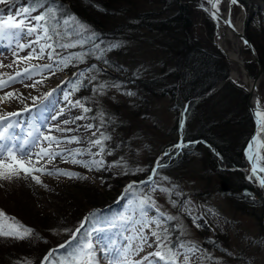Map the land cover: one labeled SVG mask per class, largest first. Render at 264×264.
Segmentation results:
<instances>
[{"label": "rangeland", "instance_id": "rangeland-1", "mask_svg": "<svg viewBox=\"0 0 264 264\" xmlns=\"http://www.w3.org/2000/svg\"><path fill=\"white\" fill-rule=\"evenodd\" d=\"M239 1L246 8L245 31L253 35L256 29L263 28L264 0ZM192 2L203 5L204 8L197 10L195 28L190 33L191 38L200 39L206 50L218 53L217 51H221L218 44L220 36L216 24L215 29L212 28L211 21L208 19L207 14H210L209 3H206L205 0H192ZM19 3L17 1L14 7L6 9V13L7 11H11L15 18L16 10L26 7V5H19ZM49 6V3H45L44 8H38L31 15H39ZM125 7L127 9L125 11H116L118 12L115 18L117 24L125 20L128 22L127 24H130L133 19V12L137 14L159 12V17L164 19L170 18L175 13L177 5L172 0H163V2L161 0H129V3ZM128 8H132V11L129 12ZM6 13L3 15L6 16ZM233 14L235 17L239 15V7L237 5H233ZM34 23V21L29 22L25 20L23 27H30ZM113 24L115 23L113 22ZM87 25L90 26L91 30L100 35L91 25ZM128 32L136 37H129ZM128 32L119 37L120 39L116 36L117 34H113V38L108 37L103 39L106 42L118 41L123 44V47L106 53V58L111 61L114 68L102 66L98 62H91L93 59L92 55L84 58L83 63H87L86 67H91L95 64L98 68L103 69L99 73H86V77L96 75L97 81L93 83L107 82L109 85V87L104 89L103 94H97L92 91V84H88L87 80L84 81L87 86L80 87L79 89L85 93L84 98H90L85 105L91 109L87 113H83L79 107L67 106V101L63 99L62 92L53 91L58 86L62 89L67 86L68 88H72L71 81L68 78L70 76L74 77V73H79L84 69V67H78L83 63L72 61L67 67L61 64L59 68L53 70L54 74L53 71L40 70L41 65L52 64L55 60L59 59V56L54 55L52 59H49L47 49L43 56L39 55V47L40 44L45 43L44 40H41L40 44H32V47H35L37 51L29 56L31 48L27 47V45L35 41V34L32 36L22 35L20 39L14 42L9 37L7 41L12 44V47L2 49L3 51L0 50V65H2L0 66V74H2L0 75V80L7 81L9 77L15 76L17 72L23 73L25 69L31 70L33 66L37 69L30 78H17L15 83H11L7 87L0 89V97H5L6 93L11 92L14 93L15 97H20L23 101L21 103L13 97L0 100V115H6L9 112H20L21 116L18 119L22 120L24 125H26L24 131L34 130L32 120L35 117L36 108L41 103V100L45 102L49 112L53 109L57 111L63 109V115L59 117L61 120L81 115L84 116V119L76 120L75 123H70L66 126L61 125V127L77 129V131L72 133L56 131L53 125L57 124L58 121L49 122L47 129L42 128L41 125L45 121L41 117L35 127L41 128L42 136L51 135L63 139L65 136L79 135L80 139L78 143L62 142L58 146L53 143L50 149L48 148V142L41 139L40 144L34 150L35 152L40 153L42 148L54 152L64 149H79L85 154L76 158L89 160L90 156L87 154V150L90 148L92 153L98 151V147H93L88 143L90 139L96 138L92 136V132L97 131V128H99L97 136H99L100 132L111 136L110 140L104 142L106 146V150L103 153L104 167L98 170L95 167H85L82 164L73 163L71 157L67 154H65L63 159L60 156H56L50 161L48 157H43L39 161L36 160V157H33V163L28 164L29 157H22L17 153V158L24 162L26 167L39 168L43 166L45 169L52 171L53 174L49 175L47 171L34 172L33 175L38 177L41 183H37L31 176L26 177L23 172H21L19 177L13 176L7 180L0 179V209L4 208V213L8 217L13 216L19 209L18 205H21L27 209L26 212L30 217L35 216L39 220L50 217L51 225L49 227L53 228L55 239L52 246H56L58 242L60 244L63 239L65 240L73 232L65 231L66 229L75 230L80 227L81 221L86 217H83L86 209L92 208L89 213L97 210L101 215L109 218L121 213L128 214L126 207H130V205H128L127 201L131 199L134 203L135 198L130 193L127 198L121 199L122 194L125 192V186L131 181L145 180L151 174V168L157 158L161 157L166 149L176 145L181 140V132L177 127L186 105L189 106L188 112L185 115L186 120L182 133L185 144H189L188 137L194 136L193 134L199 129L201 131L204 130L203 126L200 128L198 125L200 119H196L194 123L190 124L189 111H195L187 101L179 97L173 99L159 95H148V92L127 84L129 76L151 78L154 74L162 75L166 70L170 71L175 68L174 62H176V55L172 51L171 46L168 47V44H166V46H163V49L160 48L158 32L147 29H132ZM61 33L62 39L59 42L69 43L75 42L77 39L75 34L69 40L63 36V30ZM49 34L51 35V33ZM54 40H56L55 37ZM0 42L2 43L4 40ZM17 44L25 45L26 47L21 49L16 46ZM101 46L103 47V45ZM54 47L60 56H66L69 53L84 51L89 45H85L84 48L75 47L64 50H61L55 44ZM224 58L228 72L225 79L220 81L223 82L225 80V83L219 89L216 88L219 84L217 83L209 93L203 96L204 99H200L205 102L204 106L209 107L208 103L212 100L210 97L215 95L221 88H224L227 82L234 80L233 82L241 88L240 94L234 96L236 100L232 101V106L236 108V112H234L232 117V124L225 126L221 134L216 133V136H214L211 135L213 132L210 133L214 139L221 136L220 143L222 148H220L222 150L228 149V152L232 151L234 155L237 154L235 155L237 159H234V161L229 159L227 157L228 152L222 158L217 157L218 159H215V156L212 159L211 155L216 154L212 153L205 145L206 142L204 141L206 140L189 144L188 147H184L173 159L164 157L162 163H167L168 166L157 170L156 182L169 188L172 187V184L177 185L176 191H179L183 195L181 197L174 195L173 199L177 200L178 207L182 200L190 199L191 204L189 207L193 209V215L203 214V219L197 221L200 225L199 227L193 223V220L186 212H180L178 211V207L174 208L171 205L166 193L157 190L152 193V197L161 211L180 217L179 223L183 225L185 233L183 239L185 241L198 243L202 250H206L207 253L222 261V264H264V197L257 178L254 176L253 179H248L249 176L253 175L249 166V150H247V145L254 131V119L252 122L250 120L249 126H244L243 122L240 125L238 122L241 119L245 120L248 113V92L245 86H242L244 85L243 83L241 86L238 84L239 81L237 79L227 80L231 75L232 66L225 55ZM243 58L246 68L251 73V76L254 77L258 69L247 48H243ZM75 66L78 69L72 72L71 75L64 72L65 68ZM209 71L210 74H214V70ZM212 74L209 77H213L214 75ZM172 80L174 81V78L167 77L164 83L165 81L172 83ZM66 81L69 83L66 85L62 83ZM33 83L36 84L35 87H31ZM117 83L121 87H111L112 84ZM259 91L264 101V82L261 83ZM65 92L69 91L66 90ZM126 92H132L134 95H126ZM47 93H51V95H46ZM241 95H245L244 100ZM33 97L37 99L34 101ZM69 99L75 101L70 97ZM31 104H33L31 108L33 110L32 117L29 116L28 112L20 110ZM204 106L199 107L200 111L204 109ZM208 107L205 109L208 110ZM102 114L105 123L104 127H99ZM206 120L209 121L208 124L212 125V119L206 117ZM87 124H93L96 127L86 130L84 126ZM213 126L215 125L213 124ZM20 135H23V132H20ZM262 139H264V132L259 135L255 142L256 160L261 168L264 167V147L260 143ZM109 150H111L110 155L108 154ZM238 152H241L240 156ZM96 158L99 159V157ZM121 158L123 159L120 166L109 167L114 162L121 161ZM219 163H222L226 168L229 166L228 168L231 171L225 170L224 173L219 174L214 169L215 166L218 167ZM123 164L128 166L129 174L127 175L123 174L125 171ZM233 164L238 165L230 167ZM137 167L145 170L133 175L132 170ZM56 169L79 173V176L68 177L60 175L56 173ZM160 177H168L169 181H161ZM109 178L113 182L112 186L116 184L115 179L117 181L120 180L118 191L108 193L109 189L103 187ZM225 181L230 186L231 192L229 193L224 192V189L227 187ZM245 188L255 194L254 201H252L255 204L253 207L246 208L244 206V208H241L244 205V197L247 196H244L242 193ZM148 191V188H143V193H148ZM76 194L79 195L78 198L75 196ZM106 195L110 202H106ZM204 209L213 210L215 215L204 211ZM8 210L13 214L9 213ZM151 215H154V213L150 211L149 216ZM89 227L90 225L85 224L81 232ZM124 228V225H119L116 230L107 233V235L115 238L118 242H122L123 237L120 233L129 235V233L124 231ZM169 231V242H173L179 237V232L173 231L171 226L169 227ZM77 237H79L78 233ZM151 239L149 242H151ZM68 240H72V237ZM213 240L217 242L215 246L210 243ZM47 246V248L45 247V255L50 247H52L50 244ZM222 249H227L232 255L226 254ZM156 250L155 246L152 248L145 246L143 252H140L139 255L129 256V260H139L149 252ZM64 253L65 250L61 249L57 255L63 259ZM96 255L98 264H109V260L104 259L99 253ZM41 259L42 256L38 260V263ZM180 259L182 260L183 257H180ZM3 260L0 258V264H15V262L25 264L16 258L9 260L7 258L6 262ZM64 264H68V262L65 260ZM190 264H201V262L195 258H191ZM203 264H211V262L205 260Z\"/></svg>", "mask_w": 264, "mask_h": 264}, {"label": "snow or ice", "instance_id": "snow-or-ice-1", "mask_svg": "<svg viewBox=\"0 0 264 264\" xmlns=\"http://www.w3.org/2000/svg\"><path fill=\"white\" fill-rule=\"evenodd\" d=\"M206 3H211L215 9L212 12V15L215 17L218 15V9L216 4L219 3V0H205ZM49 3V0H31L29 7H24L18 9L15 12V18L11 11H7L6 16L0 15V41L7 40L11 37L12 41H16L21 38V36H32L35 34V41L30 42L27 47L31 48V52L35 53L37 49L32 47V44H40L41 40H44V44H40L39 55L43 56L47 49V55L49 59H52L54 55L59 56L58 60H55L52 64H45L40 66V70L53 71L62 64L64 67H67L72 61L78 63H83L84 58L88 55L94 56L95 59L102 60L105 64H111L110 61L106 58V53L113 49L123 47L122 42H106L102 37L91 30L83 21H80L74 14L68 12L64 9L63 5L58 4V0H51V4H55L56 7L49 6L44 9L41 14L32 16L31 13L36 11L38 8H44V4ZM231 4L238 3V0H230ZM0 5H4L6 9L14 7L15 0H0ZM4 9H0V12H4ZM48 19L53 21V25L50 28L48 26ZM25 20L29 22L34 21L30 27H23ZM226 23L229 26L234 27L231 24V20H227ZM57 25H63V36L71 40L73 34L77 37L75 42L62 43L59 42L62 39L61 32L57 30ZM51 32V35L49 34ZM54 37L56 40H54ZM51 42V43H49ZM247 44V41H245ZM54 44L57 45L61 50L67 48L80 47L84 48L85 45H89L84 51L69 53L66 56H60L56 52ZM103 45V47L101 46ZM17 47L23 49L25 45H16ZM8 47L11 48L12 44L9 43ZM27 59V57H25ZM2 66V65H0ZM37 71L36 67L33 66L31 70L25 69L23 73L17 72L15 76L9 77L7 81L0 80V89L7 87L11 83H15L17 78H30L33 72ZM103 71L93 64L91 67L82 70L79 73H74L76 79L71 81L72 91H78L80 87L87 86L84 81L87 80L88 84H92V91L97 94H103L104 89L109 87L107 82H97V76H87L86 73L96 72L99 73ZM54 74V71H53ZM2 75V74H0ZM65 85L69 82H62ZM28 86V85H26ZM36 84L33 83L31 87H35ZM111 87H121L120 84H112ZM53 91L62 92L63 99L67 101V106L70 107H79L82 109L83 113L91 111L90 108L86 107L85 104L90 98H83L84 103L80 100L72 101L69 99V92L63 91V89L58 86L57 89ZM126 95H134L132 92H126ZM22 95V94H21ZM46 95H51L47 93ZM7 97L16 98L19 102H23L20 97H15L14 93H6L5 97H0V100H3ZM34 101L36 97L32 98ZM187 106H185L184 113L187 112ZM25 112H28L29 116L32 117V110L28 107L24 109ZM64 110L60 109L59 111L53 109L49 112L47 105L43 100L36 108L35 117L32 120L33 131H24V123L22 120L18 119L21 116L20 112H9L6 115H0V179H10L13 176L19 177L21 172L24 175L31 176L32 179L36 180L37 183H41L35 175L34 172L37 171H47V174H53L52 171L45 169L43 166L39 168L26 167L25 163L17 158V153L22 157H29L27 161L28 164L33 163L32 158L36 157V160L43 157H48L49 161L54 159L56 156H60L62 159L67 154L71 157L72 162L76 164H82L85 167H95L97 170L104 167L105 161L103 159V153L106 150L105 141L110 140L111 136L106 135L103 132L97 131L92 132V136L96 137L95 139H90L88 143L93 147H98V151L95 153L91 152L89 148L87 154L90 156L89 160L77 159L76 157L84 155L85 153L79 149L69 150L64 149L59 152L49 151L48 149H41L40 153L35 152L34 150L40 144L41 139L48 142V148H52L53 143L57 146L60 143H78L79 135L65 136L63 139L47 135H41V128L35 127L39 123V119L43 117L45 123L41 125L42 128L47 129L48 123L51 121H58L57 124L53 125L56 131L63 133H72L77 131L70 127H61V125H69L70 123H75L76 120L84 119V116H78L70 119H59L63 115ZM184 113L181 115L179 130L181 132V140L176 144L166 149L161 157H158L155 164L151 168V174L143 181H131L125 186V192L122 194L121 199H125L131 193L132 197L135 198V202L130 199L127 201L130 207H126L127 215L121 213L115 217H105L101 215L97 210L89 213L88 216L81 221L79 228L73 230L66 229L65 231H73L72 240L66 241L65 244L58 246L56 249H50L49 252L42 259L41 264H64L66 260L68 264H98L97 253H99L104 259L109 260V264H190V259L195 258L200 261L201 264L205 260L210 261L211 264H222V261H219L213 257L210 253H207L206 250H202L201 246L193 241H185L183 236L185 235L183 231V225L179 223L180 217L170 215L166 212L161 211L160 207L157 206L156 201L152 197V193L157 190L163 193H166L169 199V202L174 208L178 207L177 200L173 199V196L181 197L183 194L179 191H176L177 185L172 184V187H164L161 184L156 182V177L158 175V169L167 167V163H162L164 157L169 159L175 158L184 147H188L189 144L195 142H189L185 144L182 133L184 129ZM254 115H259V113H254ZM16 118V119H14ZM103 114L101 115V124L99 127H104ZM96 127L93 124H87L84 126L86 130H91ZM20 132H23V135H20ZM264 132V124H260L257 129V133L252 137V141L249 144V148L253 147L255 144L257 135H260ZM261 146L264 147V139L260 141ZM108 154H111V150L108 151ZM217 155H219L217 153ZM96 157H99L97 159ZM254 159L253 157H249ZM121 161L114 162L113 165L109 167L120 166ZM125 169V175L128 173V166L123 164ZM145 169L137 167L132 170V174L137 172L144 171ZM252 176H249L248 179H253L256 176V168H252ZM260 172H264V167L259 169ZM56 173L60 175H65L68 177H78L79 173L69 172L63 169H56ZM161 181H169L168 177H160ZM261 185H264V178L260 179ZM148 188V193H143V188ZM136 190V191H134ZM191 204L190 199L182 200L178 207V211L186 212L190 218L193 220V223L197 227L200 225L197 223L198 220L203 219V214L193 215V209L189 207ZM154 213V215L149 216V212ZM204 211L210 212L215 215L214 211L211 209H204ZM0 218H4L14 223L9 224L7 229L5 226L0 223V236L11 237L14 239H27L29 238L34 230L15 222L14 217H7L6 213L3 210H0ZM88 224L90 227L81 232V229L84 228V225ZM119 225H124V231L129 233V235H124L120 233L123 237L122 242H118L115 238L107 235V233L112 232L118 228ZM173 231L179 232V237L173 241H170V231L169 227ZM211 230V229H210ZM79 234L77 237L76 234ZM154 238V239H151ZM151 239V242H149ZM95 241V243H93ZM210 243L215 246L216 241H210ZM145 246L152 248L155 246L157 249L154 252H149L147 255L141 257L139 260L130 261L129 256L139 255L140 252L144 251ZM64 248L65 253L63 254V259L57 253L59 249ZM226 254L232 255L228 252L227 249H222ZM180 257H183L181 260ZM19 264V262H15Z\"/></svg>", "mask_w": 264, "mask_h": 264}, {"label": "trees", "instance_id": "trees-1", "mask_svg": "<svg viewBox=\"0 0 264 264\" xmlns=\"http://www.w3.org/2000/svg\"><path fill=\"white\" fill-rule=\"evenodd\" d=\"M26 1L29 5L31 4V0ZM172 1H174L177 5L176 11L172 17H167L166 19L161 18L158 16L160 14L159 12H151L150 14H137L136 12H133V19L130 24H127L128 22L126 20L118 24L115 22L117 13L119 11L127 10L125 9V5L129 3V0H58V4L63 5L64 9L74 14L80 21L91 25L98 33H100L102 39L108 37L113 38V34H117L116 36L120 39L119 37H122L123 34L129 30L131 31L132 29H147L158 32L160 37V48L163 49V46L168 44V47L171 46L172 51L176 55V62H174L175 68L170 71L166 70L167 72L164 70L165 73L162 75L154 74L151 78L129 76L127 84L148 92V95H159L171 97L173 99L179 97L182 100L189 102L191 104V108L195 111H189V114L191 113L190 115L188 114V117L190 118L189 122L191 121L190 124H192V122L194 123L196 119H200L198 125L200 128L203 126L204 130L201 131L199 129L195 132V134H193L194 136L191 138L188 137V141L193 142L197 139H205L212 145L215 152L219 154L217 156L222 158L225 153L227 154L228 149H223L224 152H222V145L220 143L221 136L214 139L211 135L216 136V133L221 134V131L224 130L223 128H225V126H230L232 124V117L234 112H236V108L232 106V101L236 100L234 96L240 94L241 88L235 82L229 81L224 88H221L215 93V95L210 97L212 98L211 101L205 97L207 101H209V103L207 102L209 107L204 106L205 102L201 99H204L203 96L212 90L220 80L225 79L228 72L227 64H225V58L221 51H217L218 53L208 51L204 48L200 39L191 38L190 36V33L195 28L196 14H198L197 10H202L204 8L203 5L195 4L192 0H185L186 2H181L180 0ZM161 2H163V0H161ZM49 4L56 7L55 4H51V0H49ZM3 7L4 5H0V9ZM117 10L118 12H116ZM128 11L131 12L132 8H128ZM207 16L211 21L209 22L212 28L215 29L214 20L211 18L210 14H207ZM113 22L115 24H113ZM52 25L53 21L48 19V26L51 28ZM262 26L263 28L256 29L253 35H250V33H247V35L257 47L259 56L264 65V19L262 20ZM63 27V25L56 26L57 30L60 32L63 30ZM128 35L131 38L136 37L135 35L130 34V32H128ZM91 62H98L102 66L114 68L112 63L105 64L102 60L95 59L94 56ZM86 65L87 63H83L78 67H84V69L89 68L86 67ZM78 67H68L65 68L66 70H62H64L67 74H72V72L76 71ZM209 70H214V74L211 73L214 75L213 77H209L211 76ZM167 77L174 78V81L172 80V83L165 81L164 83V80ZM74 79H76L75 76L69 78V81H74ZM65 88V90L69 91V97L71 99L80 100L84 103L83 98L85 93L82 90L79 89L77 92L72 91V88H68V86ZM241 96L244 100L245 95ZM203 106L204 109H202L203 111L201 110V112L199 107L201 108ZM207 107L208 110L205 109ZM247 111L248 113L247 115L245 114V120L241 119L238 121L240 125L243 122L244 126H249L250 120L252 122L253 117L249 109H247ZM206 117L212 119V125L208 124L209 121L206 120ZM213 124L215 126H213ZM177 129H179V125ZM210 133L212 134L210 135ZM238 153L240 156L241 152ZM232 155H234L232 151L228 152L227 157L233 161L234 159H237L235 156L237 154L234 156ZM211 156L213 159L216 155ZM217 156L215 159H218ZM237 165L233 164L230 165V167H235ZM214 169L221 174L224 173L225 166L222 163H219L218 167L215 166ZM115 183L116 184L112 186L113 182L109 178L103 187L109 189L108 193L118 191L120 180L117 181L115 179ZM75 196L78 198L79 195L76 194ZM107 197L108 196L106 195V202H110ZM243 204L244 205L241 206V208H244V206H246V208L253 207L255 205L254 202L245 197ZM18 207L19 209L15 212V214L8 217H14L15 222H19L20 224L33 229L34 232L29 238L23 240L0 236V258L4 259L3 261H7V258L8 260L16 258L23 261L25 264H30L33 260L32 264H37L41 256L43 259L46 248L48 247L47 245L50 244V246H52L55 240L53 235L54 230L49 227L51 225V218L47 217L39 220L36 219L35 216L30 217L24 206L18 205ZM0 210H3V212L5 211L4 208ZM87 211L88 209L84 211V214H86ZM9 213L11 212L9 211ZM0 223L5 226V229H7V226L14 222L0 218ZM57 244H59V242ZM40 262L41 261H39L38 264H40Z\"/></svg>", "mask_w": 264, "mask_h": 264}, {"label": "water", "instance_id": "water-1", "mask_svg": "<svg viewBox=\"0 0 264 264\" xmlns=\"http://www.w3.org/2000/svg\"><path fill=\"white\" fill-rule=\"evenodd\" d=\"M229 4L233 7V5H237L239 7V16L241 18V25H237L235 23V21L233 20V17L231 16L230 13H226L221 0H219V3L216 4V8L218 9V15L217 16H213L212 12L215 10L213 8V5L211 3H209L210 5V10H211V16L214 19L215 23H216V27L218 29V33L220 36V40H219V47L222 50V52L225 54V56L228 58V60L231 62V59L228 55V51L226 49V47L222 44V35L224 32H228L230 34H232L233 36H235L238 41L240 42V44L242 45V48H247L250 52V55L253 59V61L256 63L257 65V74L252 77L251 73L248 71V69L246 68V66L243 64L244 70H245V80H239V82L243 83L245 86V88L248 91V99H247V104L248 107L254 117V120L256 122V126L254 129V132L252 134V136L249 139L248 142V146L247 149L250 151V157H253L254 159H250L249 158V162L251 165V168H256L257 173L256 175L259 178V181L261 178H264L262 175V172L259 171L260 167L258 166L257 162H256V152L254 149V144L252 148H249V144L252 141V137L254 136V134L257 133V129L258 126L260 124H264V101L262 100V97L260 95V91H259V87L261 85L262 82H264V65L260 59L259 53L255 47V45L253 44V42L251 41V39L247 36L246 32H245V20H246V9L245 6L238 0V3L236 4H231L230 0H229ZM227 20H231V24L234 26H229L228 23H226ZM245 41H247V44L245 43ZM232 77L229 76V79H231ZM223 82H220L218 84V86L216 88H219ZM254 113H259V115H254ZM259 135H257L258 137ZM261 184V183H260ZM261 188L264 192V185H261ZM242 193L244 195L249 196L250 198L254 199L255 198V194L249 190V189H244L242 191Z\"/></svg>", "mask_w": 264, "mask_h": 264}, {"label": "bare ground", "instance_id": "bare-ground-1", "mask_svg": "<svg viewBox=\"0 0 264 264\" xmlns=\"http://www.w3.org/2000/svg\"><path fill=\"white\" fill-rule=\"evenodd\" d=\"M222 6L226 13H230L237 25H241V18L233 14V7L229 4V0H221ZM222 44L226 47L228 55L231 59V77L233 79L245 80V70L243 67V48L238 39L228 32L222 35Z\"/></svg>", "mask_w": 264, "mask_h": 264}]
</instances>
